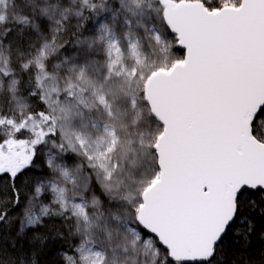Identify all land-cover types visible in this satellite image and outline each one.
Segmentation results:
<instances>
[{
	"label": "snow or ice",
	"instance_id": "6c2138e0",
	"mask_svg": "<svg viewBox=\"0 0 264 264\" xmlns=\"http://www.w3.org/2000/svg\"><path fill=\"white\" fill-rule=\"evenodd\" d=\"M257 237L264 0H0V264H257Z\"/></svg>",
	"mask_w": 264,
	"mask_h": 264
},
{
	"label": "trees",
	"instance_id": "16d2710c",
	"mask_svg": "<svg viewBox=\"0 0 264 264\" xmlns=\"http://www.w3.org/2000/svg\"><path fill=\"white\" fill-rule=\"evenodd\" d=\"M262 250H264V243H261L258 237L254 238L252 240V246L249 252L251 256L253 257V259L257 262V264H260ZM50 259L55 260L57 258L53 256Z\"/></svg>",
	"mask_w": 264,
	"mask_h": 264
}]
</instances>
